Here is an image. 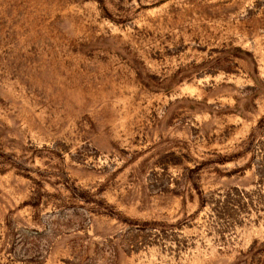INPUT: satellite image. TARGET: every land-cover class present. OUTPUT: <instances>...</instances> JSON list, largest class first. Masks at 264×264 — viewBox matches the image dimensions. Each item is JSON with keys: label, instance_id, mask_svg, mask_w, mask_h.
Instances as JSON below:
<instances>
[{"label": "rangeland", "instance_id": "374dc122", "mask_svg": "<svg viewBox=\"0 0 264 264\" xmlns=\"http://www.w3.org/2000/svg\"><path fill=\"white\" fill-rule=\"evenodd\" d=\"M0 264H264V0H0Z\"/></svg>", "mask_w": 264, "mask_h": 264}]
</instances>
